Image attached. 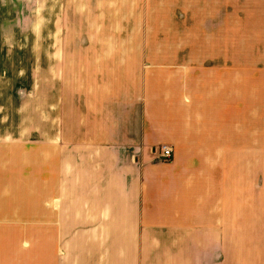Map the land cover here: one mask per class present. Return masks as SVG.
Wrapping results in <instances>:
<instances>
[{
    "label": "crops",
    "instance_id": "1",
    "mask_svg": "<svg viewBox=\"0 0 264 264\" xmlns=\"http://www.w3.org/2000/svg\"><path fill=\"white\" fill-rule=\"evenodd\" d=\"M0 40V264H264V0H0Z\"/></svg>",
    "mask_w": 264,
    "mask_h": 264
},
{
    "label": "rangeland",
    "instance_id": "2",
    "mask_svg": "<svg viewBox=\"0 0 264 264\" xmlns=\"http://www.w3.org/2000/svg\"><path fill=\"white\" fill-rule=\"evenodd\" d=\"M13 42V40H0V49L7 46H13ZM35 45L37 46V41H35ZM243 47L245 48L246 46H241V48ZM20 58L23 59V61H21ZM34 58V56L19 57L0 55V132L5 131L7 104L12 103L11 101L13 100H16V90L19 89V87L25 88V91H27L28 93L29 89L32 90L31 92L34 93V95H32L31 98V114L35 115L37 113V90L39 73L29 71L22 72L16 70L17 68L12 71L10 70L9 66L12 65L13 67V64L21 63V65L29 68L32 64H34ZM193 74L194 73H192V75Z\"/></svg>",
    "mask_w": 264,
    "mask_h": 264
},
{
    "label": "built area",
    "instance_id": "3",
    "mask_svg": "<svg viewBox=\"0 0 264 264\" xmlns=\"http://www.w3.org/2000/svg\"><path fill=\"white\" fill-rule=\"evenodd\" d=\"M160 153L164 159H171L173 156V148L170 145H163Z\"/></svg>",
    "mask_w": 264,
    "mask_h": 264
}]
</instances>
